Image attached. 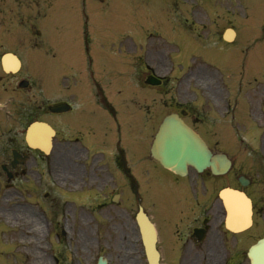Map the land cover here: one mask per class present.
Segmentation results:
<instances>
[{"label": "flooded vegetation", "instance_id": "obj_1", "mask_svg": "<svg viewBox=\"0 0 264 264\" xmlns=\"http://www.w3.org/2000/svg\"><path fill=\"white\" fill-rule=\"evenodd\" d=\"M81 1L84 7L85 0ZM52 3L53 0H49L45 3L47 9H44L43 6L38 8V3H32L31 0H0V97L3 93L16 95L25 90L33 93L31 102L25 97L14 113H0V218L7 210L2 205L13 201L10 212L16 222L22 207L19 202L28 196L33 199L38 194V183L33 176L40 165L39 156L42 160L46 156L29 148L25 139L26 127L42 114L49 115V108L53 105L70 104L68 113H73L75 107L71 102L77 100L85 106L86 113L90 112L91 116L86 115V118L104 120L107 116L114 122L116 133H100L91 129V133H80L81 137L63 138L65 151L71 155L79 146L82 151L86 148L88 152L114 150V203L126 200L132 206L143 207L157 230L161 264H251L248 251L264 237V187L251 178H248L247 186L242 187L241 175L237 177L234 168L227 175L219 177L213 176L208 170L198 174L191 169L185 178L170 173L151 158V133H148V126L143 130L139 127L146 126L150 120L149 110L145 107V95L150 90L165 92L184 85L227 89L229 86L224 82L225 77L235 74L240 78L238 82L233 79L232 85L240 88L246 74L259 72L264 63L257 50L264 43L263 34L252 39L250 35L238 32L230 22L223 23L213 16L206 17L214 14L212 0H135L125 51L115 57V62L120 66L114 69L113 65L109 69L98 60L97 50L102 49L91 50L86 26L85 56L79 60L80 66H76L78 71L73 70L68 77L72 83L75 82L73 88L71 84L67 85L60 95L55 96L54 103L46 99L42 102L38 99V93H35L38 84L33 59L31 55L23 58L17 50L22 33L12 38L5 35L4 31L8 25L11 32L25 25L30 30L36 21L46 20L50 16ZM151 6L156 7V10L150 16ZM142 10L149 16L144 19L147 20L144 24L137 27L135 20L142 21ZM230 27L236 32L232 42L225 40V32ZM9 44H12V48L6 51L4 48ZM12 52L19 58L21 69L17 74H6L1 58ZM109 53L114 62V53L111 50ZM51 56L55 58L54 53ZM114 71L126 74V85L132 90L131 97L134 95L129 102L139 108L137 118L142 123L136 126L135 133H122L116 120L114 85L118 86L119 82L114 81ZM153 80L161 82L151 85L150 81ZM24 82H27V86L21 88ZM62 94L65 98H59ZM212 95L220 100V95ZM9 98L10 104L3 102V109L13 105L11 94ZM179 106L181 104L175 103L172 110L183 116L188 124L192 125V119L200 120L189 107L187 111H182L185 108H177ZM99 110L104 111L105 115L98 116ZM199 134L212 151H223L213 146L203 133ZM135 135L142 137L133 142ZM130 150L133 158L140 162L130 163ZM50 165V173L54 175L51 169L56 168L54 164ZM229 175H234V184L226 181ZM226 187L243 190L251 199L252 225L248 230L233 233L226 229L224 223L227 211L224 201L219 197V192ZM138 213L139 208L129 220L130 228L136 226L137 232Z\"/></svg>", "mask_w": 264, "mask_h": 264}, {"label": "rangeland", "instance_id": "obj_2", "mask_svg": "<svg viewBox=\"0 0 264 264\" xmlns=\"http://www.w3.org/2000/svg\"><path fill=\"white\" fill-rule=\"evenodd\" d=\"M86 1V9L81 11V0H53L50 16L33 25L39 31L36 34L39 36L34 37L32 29L28 30L26 25L14 32L9 31L10 25L6 26L5 35L13 38L22 33L17 50L23 58L30 54L33 59L38 73L35 93H38L39 101L46 99L54 103L55 96L60 95L67 85L71 84L73 88L75 82H71L68 74L70 66H80L79 60L85 56V26L91 50L102 49L97 50L98 60L109 69L113 65L114 69L120 66L115 62V57L125 51L135 0ZM212 1L214 14L206 17L213 16L223 23L230 22L240 33L250 35L252 39L260 34L264 36V0ZM31 2L45 9L49 0ZM154 10L156 7L151 6L150 16ZM147 16L149 14L142 10V21L135 20L136 26L144 24ZM10 48L12 44L4 49L7 51ZM48 50L51 55L55 54V58ZM110 50L114 53V62ZM257 50L264 59V43ZM125 77L126 74L114 71V81L119 82L118 86L114 85V109L122 133H135L136 126L142 121L137 118L139 108L129 102L134 95L131 97L132 90L127 87ZM239 78L238 74L225 77L226 81H223L229 87L221 90L186 85L165 92L150 90L145 95V107L149 110L150 120L139 129L148 126L151 141L162 117L171 112L175 103L188 106L200 119H192L196 128L210 139L213 146L221 148L232 159L237 177L243 175L255 179L260 187H264V63L259 72L246 74L240 88L232 85L233 79L238 82ZM213 93L220 95V100ZM10 94L13 105L1 113H14L25 97L31 102L30 97L33 95L27 90L16 95L7 93L0 97V102L8 101ZM59 98L65 96L62 94ZM71 103L75 107L73 113L42 114L40 118L55 127L59 136L54 141L52 153L43 160L39 156L40 165L33 176L38 183V194L33 199L28 196L19 202L22 207L16 222L10 212L13 201L2 205L7 210L0 218V264L39 263L34 256V249L37 248L35 240H29L30 244L20 241L26 234L27 226L23 224L26 218L38 221L41 228L44 227L39 239L42 247L37 249L42 253L43 264H55L54 259L59 260L60 264H96L99 257H105L109 264H147L142 244L138 241L137 228L129 226L131 215L137 212V205L132 206L126 200L118 204L112 201L114 150L88 152V149L82 151L79 146L76 153L68 155L64 149L63 138L81 137L80 133H91V129L100 133H116L114 122L107 116L105 120L86 118V115L91 114L89 111L86 113L85 106L77 100ZM97 115L100 116L101 112L98 111ZM141 137L135 135L132 141L137 142ZM128 158L131 164L140 162L133 158L132 150L128 152ZM49 163L58 169H51L54 175L50 173ZM233 178L234 175H229L226 181L234 184ZM46 194L49 196L46 197Z\"/></svg>", "mask_w": 264, "mask_h": 264}, {"label": "water", "instance_id": "obj_3", "mask_svg": "<svg viewBox=\"0 0 264 264\" xmlns=\"http://www.w3.org/2000/svg\"><path fill=\"white\" fill-rule=\"evenodd\" d=\"M64 110L65 107L63 106L54 109L56 112ZM40 134L42 135L38 137ZM43 134L49 137L50 142L53 134L51 128L44 124L35 123L28 129L27 140L30 146L40 148L48 153L50 143L46 145L32 141V138H41ZM152 156L169 171L183 176L187 174L188 166L194 167L198 172L210 169L215 175L227 173L231 166L225 155H213L200 136L188 127L177 114L168 116L160 126L153 143ZM138 223L141 228L148 263L159 264L156 232L153 225L141 216L138 217ZM231 229L237 230V227H231ZM259 256L262 257V264H264V240L260 241L259 245L254 246L250 251V257L255 261ZM98 264H107V260L101 257Z\"/></svg>", "mask_w": 264, "mask_h": 264}, {"label": "bare ground", "instance_id": "obj_4", "mask_svg": "<svg viewBox=\"0 0 264 264\" xmlns=\"http://www.w3.org/2000/svg\"><path fill=\"white\" fill-rule=\"evenodd\" d=\"M4 67L7 70H9V69H11V67H13L12 63L9 64L8 56L5 58ZM41 135L42 134H40L38 137H40ZM38 137L32 138V141L41 142L42 144H46V145H48L50 143L49 137L46 134H43V137H41V138H38ZM227 207L229 210V221H232L231 225H233L234 227H237L236 231H242L244 229V227L249 226V222H250L249 210H248V206L243 201H236V202L232 203L233 211H231V207L229 204L227 205ZM11 218H12V216H11ZM23 224H26L27 230H26V234L23 235V237L20 241L23 243H27L29 240L34 239L36 247H37L34 249V252H35L34 256L36 257V259L38 260L39 263L44 262V260H43L44 258L42 257V253L39 250H37L38 247L39 248H40V246L42 247L39 239H41V231L43 230V232H44V227L42 229L40 226L41 223H38V221H33L30 218H26L24 220ZM44 236H45V234H44ZM28 243L30 244V242H28ZM41 264H43V263H41Z\"/></svg>", "mask_w": 264, "mask_h": 264}]
</instances>
